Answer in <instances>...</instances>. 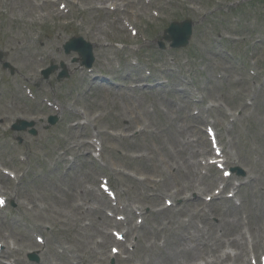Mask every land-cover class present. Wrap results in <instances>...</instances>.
<instances>
[{"label": "rangeland", "instance_id": "1", "mask_svg": "<svg viewBox=\"0 0 264 264\" xmlns=\"http://www.w3.org/2000/svg\"><path fill=\"white\" fill-rule=\"evenodd\" d=\"M42 1L0 0V118H4L0 165L10 166L16 173L12 181L0 176L4 187L14 195V206L8 203L0 212V241L10 253L6 261L112 264L109 249L118 244L102 245L101 227L104 229L106 223L101 227L95 223L98 214L93 208L101 199L97 176H110L121 200L136 206L145 196L139 192L142 187L133 181L141 176L135 172L143 160L139 157L148 155L147 146L151 148L147 150L149 157L153 155L150 151L158 154L156 149L167 142L173 145L180 166L182 157L190 158L192 167L190 176L177 178L167 164L157 165L155 171L163 176H152L153 180H165L157 185L158 193H167L168 187L174 190V186L192 184L197 189L183 194L197 201L185 203L181 213L166 214V220L160 215L163 212L144 217L145 224L137 238L131 237L123 245L134 247L132 251L128 248L133 264H184L192 256L208 262L217 260L219 264H256L254 254L262 255L257 264H263L264 0H119L133 1L135 5L116 13L95 8L97 2L105 0H54L55 7L38 8ZM63 1L68 4L67 15L58 9V3ZM123 19L125 27L121 26ZM186 19L194 23L193 39L185 48H170L164 39L165 29L172 21ZM78 35L94 45L91 74L73 61L76 53L66 54L63 50V44ZM159 43H164L165 49H160ZM136 58L137 66L133 65ZM3 62L11 65L12 74L3 69ZM50 63L58 70L43 79L40 71ZM61 64L69 71V78L58 81ZM89 75L96 78L90 79ZM103 79L106 88L100 89L97 84ZM136 81L157 86L149 92L131 88ZM29 88L36 97L34 101L26 96ZM184 95L203 97L211 104V112L228 114L226 122L219 120L221 137H227V129L230 139L224 143L232 162L227 167H240L247 178L253 176L255 181L251 188L239 187L234 202L242 207L261 205L259 216L251 219L244 211L221 216L220 211L211 213V206L205 205L208 203L203 198L213 187L201 174L208 172L199 164L202 157L190 156L200 143L196 120L184 118L187 110L173 113L170 105L173 101L182 108L188 106ZM46 99L61 111L49 107ZM152 102L161 110L146 115ZM238 103H244V110H236ZM190 108L191 113L197 108L205 116L209 112L207 106ZM78 111L84 112L88 122L89 117L94 122L81 125ZM50 114L58 115L59 121L45 129ZM216 115L208 116V121L216 120ZM16 116L35 119L36 135L10 131L8 126ZM94 129L104 142L105 167L92 158L91 150L88 157L81 155L89 147L80 145L89 142ZM111 134L128 137L114 141ZM17 135L22 138L21 144ZM145 165L146 170L150 164ZM232 178L246 180L237 175ZM174 201L177 206L182 203L180 197ZM163 204L159 198L147 200L144 214ZM223 204L226 203L222 201L218 206L222 208ZM107 205L106 201L102 208ZM151 228L162 230L167 242L158 235L150 245L142 247L147 241L144 234ZM35 235L43 237V243H38ZM231 240L236 243L228 248ZM12 246L16 252L11 251ZM30 253L37 254L38 263L28 259ZM225 253L229 257L224 258ZM113 261L124 264L116 258Z\"/></svg>", "mask_w": 264, "mask_h": 264}, {"label": "bare ground", "instance_id": "2", "mask_svg": "<svg viewBox=\"0 0 264 264\" xmlns=\"http://www.w3.org/2000/svg\"><path fill=\"white\" fill-rule=\"evenodd\" d=\"M102 3H104V2H102ZM45 4L46 5L51 4L52 6H54V4L52 2H50V1H48V0L45 1ZM111 5H113V4H111ZM116 7H118V4H116ZM103 81H104V79L100 80V82L97 84V87H99L100 89L106 88L104 83H103ZM166 111L169 112V109L166 108ZM186 118H188V119H199L200 116H192V115L188 114V115H186ZM199 120H201V118ZM161 133H163V130L161 132H158L157 134H155V137L159 136ZM124 136L125 135H123V134H113L112 135V139L114 141H116L118 138L124 137ZM171 141H173V138H171ZM200 148H202V149L200 150V152L198 151L197 153H208V145H207V143L205 141H202ZM147 150H151V148L149 146H147ZM156 151H158L159 153L157 154V153H153L152 151H150L153 155L150 158H148V159H145V157H144V159L140 161V163L138 165V168H140V171L138 169L137 170L138 172H144L145 171V167H146L145 162L150 163V164H154V166H152L153 168H155L157 165H160L161 163H165V164H167L170 167L176 166L178 168L175 171V177L178 178V177H182V176L183 177L190 176V170H189L190 164H189L187 159H182V157H179V160L181 161V166H180V164L176 160L177 153L174 150H172V149H170V148H168L166 146H163V148L159 147L158 149H156ZM149 168H151V167L149 166L146 169H149ZM143 180L149 182L150 178L145 177V178H143ZM137 181L139 182V185H141L143 183V181H139V180H137ZM161 181H165V180L163 179ZM251 181L253 182V180H248L247 184L252 186V182ZM150 185H151V189H154V190H152L151 192L147 193V195L145 196V198L147 200H149V199L151 200L152 198H155L157 196L159 197V194L156 195V190L158 191V189H155L157 187V184L153 183V181H150L149 182V186ZM199 185L200 184H198L197 186H199ZM213 186H214V183H213ZM188 188H192V187H188ZM193 188H196V187H193ZM186 190L189 191L188 189H186ZM167 191L171 192V189H169V187H168ZM181 192L182 191L177 189V190L174 191L172 196H177ZM185 200L188 201L189 204H195V200L194 199H187L186 198ZM214 200H218V199L215 198ZM167 208L168 209H166V208H162L161 209L163 213H161L160 215L162 216V219H164V220H166V214H170L171 213L170 211L174 209L173 207L171 209L169 207H167ZM260 208L262 209L263 207L260 206ZM218 209H219L218 208V203L216 202V203L211 205L210 211H211V213H214ZM228 209L230 210L231 213H236L238 211V208L236 206H233V205L229 206ZM131 213H132V218L130 220V224L133 223V220H134V217H135V214H133V212H131ZM148 215H150V214L148 213ZM98 218H99L100 221L104 220V218L102 216H98ZM104 221H106V220H104ZM167 223H169V222H167ZM185 227H188V225H185ZM135 228H136V225H134L133 228H131V232H133L135 230ZM126 233L127 232H125L124 234H126ZM109 242H111L110 236L109 235H105V237H104V245L109 243ZM172 259H173V257H172ZM125 261L130 263V262H132V259L131 258H127Z\"/></svg>", "mask_w": 264, "mask_h": 264}, {"label": "water", "instance_id": "3", "mask_svg": "<svg viewBox=\"0 0 264 264\" xmlns=\"http://www.w3.org/2000/svg\"><path fill=\"white\" fill-rule=\"evenodd\" d=\"M191 25L190 23H183L174 25L170 30V36L174 40V45L180 46L186 44L189 34H190ZM179 35L181 39H179ZM84 52L81 51V55L86 56V53H88V50L83 48ZM89 54V53H88ZM87 64H90L89 62Z\"/></svg>", "mask_w": 264, "mask_h": 264}]
</instances>
